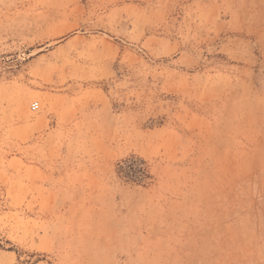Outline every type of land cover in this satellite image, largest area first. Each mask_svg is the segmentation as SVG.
<instances>
[{"label": "rangeland", "instance_id": "rangeland-1", "mask_svg": "<svg viewBox=\"0 0 264 264\" xmlns=\"http://www.w3.org/2000/svg\"><path fill=\"white\" fill-rule=\"evenodd\" d=\"M0 264H264V0H0Z\"/></svg>", "mask_w": 264, "mask_h": 264}, {"label": "trees", "instance_id": "trees-1", "mask_svg": "<svg viewBox=\"0 0 264 264\" xmlns=\"http://www.w3.org/2000/svg\"><path fill=\"white\" fill-rule=\"evenodd\" d=\"M125 176L130 180L142 183L150 177L145 160L140 157L132 156L125 160Z\"/></svg>", "mask_w": 264, "mask_h": 264}, {"label": "built area", "instance_id": "built-area-1", "mask_svg": "<svg viewBox=\"0 0 264 264\" xmlns=\"http://www.w3.org/2000/svg\"><path fill=\"white\" fill-rule=\"evenodd\" d=\"M39 106L40 105H39V102L38 101H35V102L32 103V109L33 110H37L39 108Z\"/></svg>", "mask_w": 264, "mask_h": 264}, {"label": "bare ground", "instance_id": "bare-ground-1", "mask_svg": "<svg viewBox=\"0 0 264 264\" xmlns=\"http://www.w3.org/2000/svg\"><path fill=\"white\" fill-rule=\"evenodd\" d=\"M77 254V253H76Z\"/></svg>", "mask_w": 264, "mask_h": 264}]
</instances>
